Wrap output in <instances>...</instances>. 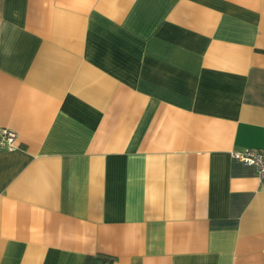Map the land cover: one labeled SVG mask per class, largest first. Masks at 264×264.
I'll return each instance as SVG.
<instances>
[{"label":"crops","instance_id":"crops-1","mask_svg":"<svg viewBox=\"0 0 264 264\" xmlns=\"http://www.w3.org/2000/svg\"><path fill=\"white\" fill-rule=\"evenodd\" d=\"M0 264H264V0H0Z\"/></svg>","mask_w":264,"mask_h":264},{"label":"built area","instance_id":"built-area-1","mask_svg":"<svg viewBox=\"0 0 264 264\" xmlns=\"http://www.w3.org/2000/svg\"><path fill=\"white\" fill-rule=\"evenodd\" d=\"M16 138V132L8 128L0 127V148H16ZM233 156L243 164L253 166L259 180L264 183V148L233 152Z\"/></svg>","mask_w":264,"mask_h":264}]
</instances>
